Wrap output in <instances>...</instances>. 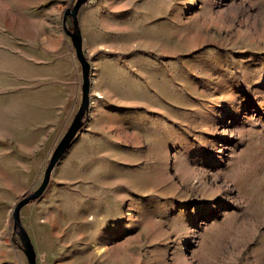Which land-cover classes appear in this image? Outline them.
<instances>
[{"label": "rangeland", "instance_id": "obj_1", "mask_svg": "<svg viewBox=\"0 0 264 264\" xmlns=\"http://www.w3.org/2000/svg\"><path fill=\"white\" fill-rule=\"evenodd\" d=\"M73 2L0 0V261L27 264L12 209L80 104ZM77 19L89 111L20 211L36 264H264V0H88ZM50 28L77 84L41 135L11 110Z\"/></svg>", "mask_w": 264, "mask_h": 264}, {"label": "crops", "instance_id": "obj_2", "mask_svg": "<svg viewBox=\"0 0 264 264\" xmlns=\"http://www.w3.org/2000/svg\"><path fill=\"white\" fill-rule=\"evenodd\" d=\"M72 0H54V9L56 12L61 8L62 4H68ZM57 15V16H56ZM58 18V13H55ZM62 23V19H61ZM63 24V23H62ZM60 29L50 28L45 32L48 36H55L40 50L39 57H32L28 60L33 65H39L41 69L37 72L26 73V76L34 83L30 84V89L19 91L20 103L19 108L12 114H24L32 116L33 127L29 131L37 130L41 135L48 129L54 130L58 122L61 120L69 101L73 98L76 89V79L74 81L73 66L67 59V47L62 45L60 38ZM28 62V64H29ZM26 66V64H25ZM37 73V74H36ZM40 135V138H41ZM18 256V263L24 264L22 256ZM21 256V257H20ZM0 264H16L13 259H2Z\"/></svg>", "mask_w": 264, "mask_h": 264}, {"label": "water", "instance_id": "obj_3", "mask_svg": "<svg viewBox=\"0 0 264 264\" xmlns=\"http://www.w3.org/2000/svg\"><path fill=\"white\" fill-rule=\"evenodd\" d=\"M88 0H74L73 5L67 8L63 14L62 23L65 25L66 19H70L71 28L64 27V32L69 37L76 61L80 67L81 73V99L79 107L73 116L67 130L59 140L53 150L47 166L44 170L42 181L38 188L33 192L23 195L14 205L11 213L12 229L18 236L20 250L23 253L27 264H36V253L30 238L21 224L20 211L21 209L38 200L45 191L51 177V173L71 147L77 135L83 130L90 105V85H91V65L83 52V41L78 26V12Z\"/></svg>", "mask_w": 264, "mask_h": 264}, {"label": "trees", "instance_id": "obj_4", "mask_svg": "<svg viewBox=\"0 0 264 264\" xmlns=\"http://www.w3.org/2000/svg\"><path fill=\"white\" fill-rule=\"evenodd\" d=\"M69 21H70V19H69ZM71 22V21H70ZM18 248H19V246H17Z\"/></svg>", "mask_w": 264, "mask_h": 264}]
</instances>
